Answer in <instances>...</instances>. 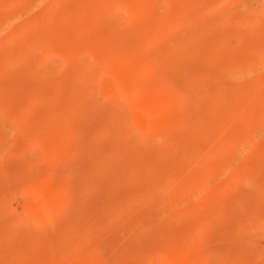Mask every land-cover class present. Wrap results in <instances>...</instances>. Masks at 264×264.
I'll list each match as a JSON object with an SVG mask.
<instances>
[{"label": "rangeland", "instance_id": "1", "mask_svg": "<svg viewBox=\"0 0 264 264\" xmlns=\"http://www.w3.org/2000/svg\"><path fill=\"white\" fill-rule=\"evenodd\" d=\"M98 1L0 0V264H264V0H225L218 19L202 22L192 20L203 0L202 8L200 0H106L96 8ZM164 11L173 27L147 26ZM240 20L247 27L233 36ZM149 51L156 56L142 58ZM251 59H259L253 70L228 76L229 102L216 103L209 71ZM165 68L177 75L164 83ZM227 105L234 113L226 120ZM229 141L228 150L205 151Z\"/></svg>", "mask_w": 264, "mask_h": 264}, {"label": "bare ground", "instance_id": "2", "mask_svg": "<svg viewBox=\"0 0 264 264\" xmlns=\"http://www.w3.org/2000/svg\"><path fill=\"white\" fill-rule=\"evenodd\" d=\"M88 1H89V0H88ZM130 1H131V0H130ZM139 1H140V0H139ZM139 1H137V4H139V3H138ZM203 1L206 2L205 7H204V3L200 0V2H201V8H202V5H203L204 8H203V9H199V10H200L199 15L196 16L193 20L191 19L192 22H196V20L199 21V19H196V18H200V19H201L200 21L202 22V21H204V20L207 19V18H210V17H212V16H215V14L218 15L217 13H219V12H218L217 10L220 9V6H221L222 4H224V2H225V0H203ZM83 2H84V1H83ZM106 2H107L106 0H105V2H103L102 0L98 1V2L95 4V5L98 4V6H96V8H103V7H102V6H103V3H106ZM128 2H129V1H128ZM135 2H136V1H134L133 3H135ZM149 2H150V1H149ZM192 3H193V2H192ZM202 3H203V4H202ZM263 3H264V2H263ZM141 4H142V3H141ZM194 4H195V3H194ZM47 5H48V4H47ZM84 5H85V4H84ZM116 5H117V4H116ZM183 5H184V4H183ZM183 5H182V6H183ZM112 6H113V5H112ZM114 6H115V5H114ZM125 6H126V5H125ZM135 6H136V5H135ZM141 6H143V5H141ZM141 6H140V7H141ZM199 6H200V4H199ZM222 6H223V5H222ZM62 7H63V6H62ZM107 7H108V6H107ZM107 7H106V8H107ZM190 7H191V6H190ZM193 7H194V6H193ZM63 8H64V7H63ZM82 8H83V7H82ZM88 9H89V8H88ZM104 9H105V8H104ZM134 9H136V8L134 7ZM26 10H27V9H26ZM64 10H65V9H64ZM105 10H106V9H105ZM105 10H99V9H98V11H96V12H100V11H101L100 13H103L102 11H105ZM107 10H108V9H107ZM110 10H111V9H110ZM142 10H143V9H142ZM220 10H221V9H220ZM220 10H219V11H220ZM222 10H223V9H222ZM88 11H89V10H88ZM154 11H156V10H154ZM38 12H39V11H38ZM105 12H106V11H105ZM135 12H137V11H135ZM164 12H165V11H164ZM108 13H109V12H108ZM141 13H142V12H141ZM153 13H155V12H153ZM156 13H157V12H156ZM184 13H185V12H184ZM263 13H264V12H263ZM103 14L105 15V14H107V13H103ZM142 14H143V13H142ZM151 14H152V13H151ZM221 14H222V12H221ZM223 14H224V13H223ZM146 15H147V14H146ZM148 15H149V14H148ZM148 15H147V16H148ZM154 15H155V14H154ZM154 15H153V16H154ZM219 15H220V14H219ZM219 15H218V16H219ZM259 15H260V14H259ZM263 15H264V14H263ZM3 16H4V15H3ZM97 16H98V15H97ZM153 16L151 15V17H153ZM155 16H156V15H155ZM142 17H143V16H142ZM148 17H149V16H148ZM159 17H160V18H159ZM159 17L156 16L155 20H153V19L151 18L152 21L149 20V21H151V22L148 21L149 24H148V25L146 24V25H147V26L154 25L153 30H156L158 27H159V29H160V27H161V28H165V27H167V26H170V27L172 26V27H173V26L176 24L174 21H172L173 18H172V20H171L170 14L168 15L166 12H165V13H162ZM221 17H223V18L226 19V16L224 17V16L222 15ZM229 17H230V16H229ZM245 17H246V16H245ZM2 18H3V17L0 16V20H3ZM5 18H6V15H5ZM29 18H30V17H29ZM130 18H131V17H130ZM184 18H185V17H184ZM215 18H217V17L215 16ZM219 18H220V17H219ZM93 19H94V18H93ZM139 19H141V17H140ZM149 19H150V17H149ZM217 19H218V18H217ZM217 19H216V20H217ZM227 19H228V18H227ZM45 20H46V17H45ZM45 20L41 22V25H44V24L46 25V21H45ZM137 20H138V19H137ZM141 20H142V19H141ZM144 20H145V19H144ZM175 20H176V19H175ZM177 20H178V19H177ZM210 20H211V19H210ZM214 20H215V19H214ZM216 20H215V21H216ZM223 20H224V19H223ZM22 21H23V20H22ZM47 21H49V18H48ZM128 21H129V20H128ZM131 21H132V20H131ZM220 21H222V18H221ZM240 21H242V20H240ZM18 22H19V21H18ZM28 22H31V21L29 20ZM143 22H144V21H143ZM218 22H219V20H218ZM222 22H223V21H222ZM224 22H225V21H224ZM0 23H1V21H0ZM38 23H40V22L38 21ZM49 23H50V22H49ZM104 23H105V22H104ZM180 23H181V22H180ZM189 23H190V22H189ZM214 23H215V22H214ZM219 23H220V22H219ZM234 23H235V24L237 23V24H236V26H235V25H232V26H235V27H234L235 31L233 30V31H234V34L232 33L233 36L237 35V34H235V33L237 32L236 30H238V29H242V28H244V27H247L246 22L243 23V21H242V23H238V21H237V22H234ZM23 24H24V23H23ZM28 24H29V23H28ZM52 24H53V23H52ZM125 24H127V23L125 22ZM125 24H124V25H125ZM144 24H145V23H144ZM192 24H193V23H192ZM203 24H204V23H203ZM215 24H216V23H215ZM4 25H5V24H4ZM25 25H26V24H25ZM250 25H251V24H250ZM252 25H253V24H252ZM23 26H24V25H23ZM23 26H22V28H23ZM155 26L157 27L156 29H154ZM194 26L196 27V24H195ZM217 26H218V25H217ZM30 27H31V26H30ZM37 27H38V26H37ZM49 27H50V26H48V28H49ZM51 27H52V26H51ZM53 27L55 28V26H53ZM215 27H216V26H215ZM215 27H214V28H215ZM257 27H258V26H257ZM261 27H262V26H261ZM177 28H178V27H177ZM192 28H193V27H192ZM196 28H197V27H196ZM217 28H218V27H217ZM150 29H151V28H150ZM222 29H223V28H222ZM246 29H247V28H246ZM260 29H261V28H260ZM24 30H25V29H24ZM145 30H146V29H145ZM147 30H149V28H147ZM160 30H161V29H160ZM225 30H226V29H225ZM247 30H248V29H247ZM21 31H22V30H21ZM149 31H151V30H149ZM156 31H159V30H156ZM156 31H155V32H156ZM175 31H180V30L177 29V30H175ZM175 31H174V32H175ZM19 32H20V31H19ZM153 32H154V31H152V33H153ZM190 32H191V31H190ZM25 33H27V32H25ZM61 33H62V32H61ZM141 33H143V32H141ZM144 33H145V32H144ZM149 33H150V32H149ZM192 33H193V32H192ZM230 33H231V31H229V33L227 32L226 35H230ZM262 33H263V32H262ZM22 34H24L23 31H22ZM27 34H28V33H27ZM249 34H250V33H249ZM28 35H29V34H28ZM57 35H58V33H57ZM61 35H62V34H61ZM119 35H120V34H119ZM122 35H123V34H122ZM150 35H151V34H150ZM154 35H155V33L153 34V36H152V35L150 36L151 38L153 37L151 40L154 39ZM165 35H166V34H165ZM174 35H175V34H174ZM179 35H180V34H179ZM18 36H19V35H18ZM23 36H24V35L21 36L22 39H24ZM36 36L38 37L37 34H36ZM43 36H44V34H43ZM111 36H112V35H111ZM157 36H158V33H157ZM175 36H177V35H175ZM10 37H11V36H10ZM13 37H14V35H13ZM25 37H26V36H25ZM28 37H29V36H28ZM30 37H31V36H30ZM40 37H41V36H40ZM115 37H116V36H115ZM117 37H118V36H117ZM160 37H161V35H160ZM216 37H217V36H216ZM19 38H20V37H18V40H19ZM34 38H35V36H34ZM34 38H33V39H34ZM44 38H45V37H44ZM112 38H113V37H112ZM148 38H149V37H148ZM156 38H157V37H156ZM158 38H159V37H158ZM163 38H164V37H163ZM235 38H236V37H235ZM28 39L30 40V38H28ZM37 39H38V38H37ZM94 39H95V38H94ZM170 39H171V38H170ZM219 39H220V38H219ZM0 40H1V39H0ZM5 40L7 41V39H5ZM20 40H21V38H20ZM35 40H36V39H34V41H35ZM44 40H45V39H44ZM65 40H66V39H65ZM112 40H113V39H112ZM114 40H115V39H114ZM114 40H113V41H114ZM132 40H133V39H132ZM151 40H150V41H151ZM155 40H156V39H155ZM172 40H174V38H173ZM177 40L180 41V39H177ZM196 40H197V39H196ZM207 40H208V39H207ZM3 41H4V40H3ZM23 41H24V40H23ZM37 41H38V43L41 44V42H39V40H36V42H37ZM108 41H109V40H108ZM108 41H107V42H108ZM140 41H142V40H140ZM169 41H170V40H169ZM219 41H220V40H219ZM17 42H18V41H17ZM25 42H26V40H25ZM43 42H45V41H43ZM43 42H42V43H43ZM115 42H116V40H115ZM118 42H119V41H118ZM129 42H130V41H129ZM138 42H139V41H138ZM152 42H153V41H152ZM154 42H156V41H154ZM189 42H190V41H189ZM199 42H200V41H199ZM220 42H222V41H220ZM22 43H23V42H22ZM33 43H34V42H33ZM68 43H69V42H68ZM68 43H67V44H68ZM141 43H142V42H141ZM257 43H258V42H257ZM257 43H256V44H257ZM25 44H26V43H25ZM34 44H35V43H34ZM36 44H37V43H36ZM36 44H35V45H36ZM61 44H62V43H61ZM92 44H93V43H92ZM108 44H109V43H108ZM119 44H120V46H121L122 44H125V43H124V42H123V43L119 42ZM119 44H118V47H120ZM146 44H147V43H146ZM192 44H193V43H192ZM4 45H5V43H4ZM21 45H22V44H21ZM35 45H34V46H35ZM105 45H106V44H104V46H105ZM109 45H110V44H109ZM128 45H129V44H128ZM134 45H135V44H134ZM164 45H166V44H164ZM26 46H27V47H28V46L31 47L29 44H27ZM26 46H25V47H26ZM36 46H37V45H36ZM36 46H35V47H36ZM38 46H39V45H38ZM58 46H59V45H58ZM122 46L124 47L125 45H122ZM137 46H138V45H137ZM176 46H177V45H176ZM207 46H208V45H207ZM218 46H219V45H218ZM220 46H221V44H220ZM229 46H230V45H229ZM2 47H4V46H2ZM25 47H22V50H24ZM29 47H28V49H29ZM43 47H44V43H43ZM81 47H82V46H81ZM159 47H160V46H159ZM163 47H164V46H163ZM216 47H217V46H216ZM254 47H256V46H254ZM23 48H24V49H23ZM89 48H90V47H89ZM129 48H130V47H129ZM3 49H4V48H3ZM28 49L26 50V51H27V52H26L27 54H28V51H29V50L31 51V49H29V50H28ZM48 49H49V48H48ZM124 49H125V48H124ZM168 49H170V48H168ZM175 49H176V48H175ZM199 49H201V48H199ZM212 49H213V48H212ZM214 49H215V47H214ZM255 49H256V48H255ZM36 50H37V49H36ZM52 50L54 51V49H52ZM63 50H64V49H63ZM115 50H116V49H115ZM160 50H161V49H160ZM182 50H184V49H182ZM227 50H229V49H227ZM256 50H257V49H256ZM17 51H18V50H17ZM30 51H29V52H30ZM42 51H44V50H42ZM110 51H112V50H110ZM117 51H118V50H117ZM141 51H142V50H141ZM144 51H145V50H144ZM175 51H176V50H175ZM177 51H178V50H177ZM186 51H187V50H186ZM222 51H223V50H222ZM222 51H221V52H222ZM225 51H226V50H225ZM225 51H224V52H225ZM248 51H249V50H248ZM9 52H10V50H9ZM9 52H8V54H7L8 56H9ZM23 52H24V51H23ZM23 52H22V53H23ZM45 52H47V51H45ZM157 52H159V51H157ZM187 52H188V51H187ZM208 52H209V51H208ZM217 52H218V51H217ZM253 52H254V54L256 53L255 51H253ZM4 53H5V51H4ZM6 53H7V52H6ZM22 53H21V54H22ZM58 53H59V52H58ZM151 53H152V52H150V51H149L147 54L144 53V54H143L144 56H143L142 58H144V59H145V58H146V59H149L150 57H155V56H156V55H155V56H151V55H152ZM166 53H168V52L166 51ZM170 53H171V52H170ZM170 53L167 54L169 57H170ZM177 53H178V52H176V54H177ZM248 53H249V52H248ZM24 54H25V53H24ZM27 54H26V55H27ZM39 54H40V53H39ZM100 54H101V53H100ZM103 54H104V53H103ZM109 54H110V53H109ZM141 54H142V53H141ZM164 54H165V53H164ZM182 54H183V53H182ZM214 54H216L215 50H214ZM221 54H222V53H221ZM250 54H251V52H250ZM10 55H13L12 52L10 53ZM16 55L18 56V55H20V54L17 53ZM110 55H111V54H110ZM131 55H132V54H131ZM153 55H154V54H153ZM159 55H160V54H159ZM161 55H162V54H161ZM183 55H184V54H183ZM199 55H200V54H199ZM228 55H229V54H228ZM246 55H247V54H246ZM40 56H41V55H40ZM103 56H104V55H103ZM163 56H166V54L163 55ZM175 56H176V55H175ZM258 56H259V59H260V60H263V61H264V53H260V55L258 54ZM1 57H2V56H1ZM1 57H0V58H1ZM9 57H10V56H9ZM22 57H23V56H22ZM22 57H21V59H22ZM169 57H168V58H169ZM246 57H247V56H246ZM252 57H253V56H252ZM7 58H8V57H7ZM7 58H6V59H7ZM11 58H12V57H11ZM18 58H20V57H18ZM107 58H108V57H107ZM159 58H161V57H159ZM164 58H165V57H164ZM181 58H182V57H181ZM222 58H223V57H222ZM229 58H230V56H229ZM229 58H228V59H229ZM257 58H258V57H257ZM1 59H4V58H1ZM99 59H100V58H99ZM111 59H112V58H111ZM146 59H145V60H146ZM162 59H163V58H162ZM228 59H227V60H228ZM259 59H258V60H259ZM7 60H8V59H7ZM7 60H6V61H7ZM101 60H102V59H101ZM104 60H105V59H104ZM159 60H161V59H159ZM159 60H158V61H159ZM168 60H170V59H168ZM208 60H209V59H208ZM223 60H225V59H223ZM227 60H226V61H227ZM258 60H256V59H251L248 63H246V64H243V63H242V64L239 65L237 68H236L237 65L235 66L234 64L229 63V64H227V65H223V66H221V67H217V69L214 68V71H213V70L209 71V72L212 74V77H214V79H213V80H215L214 82H215V83L218 82L217 84H218V86H219V89L217 88L218 90L216 91L215 102H216V103H224V101H225V104H226V102H229V100H227V99H228V98H227V96H228V95H227L228 92H227V90L224 89V88H225V87H224V86H225L224 84H225V82H228V81H227V78H228V76L231 74V72H233V71H238L237 69L242 70V68H244V67H245V70H248V71H249V70H253V69L255 68V66H257V65L259 64V61H258ZM2 61H3V60L0 61V72H1V73H2V71H1V69H2V64H1V63H3ZM16 61H17V60H16ZM106 61H108V60H106ZM163 61H164V60H163ZM226 61H225V62H226ZM10 62H12V61L9 60L8 63L10 64ZM103 62H104V61H103ZM108 62H109V61H108ZM161 62H162V61H161ZM227 62H228V61H227ZM230 62H231V61H230ZM104 63H105V62H104ZM104 63H103V64H104ZM136 63H137V62H136ZM163 63H164V62H163ZM211 63H212V62H211ZM244 63H245V62H244ZM117 64H119V61H118ZM134 64H135V63H134ZM142 64H143V63H142ZM166 64H167V63H166ZM176 64H177V63H176ZM220 64H221V63H220ZM113 65H114V62H113ZM156 65H157V64H156ZM161 65H163V64H161ZM8 66H9V65H8ZM110 66H111V65H110ZM119 66H120V65H119ZM133 66H135L136 69L138 68L136 65H133ZM139 66H140V65H139ZM149 66H150V65H149ZM165 66H166V65H165ZM176 66H177V65H176ZM3 67H4V66H3ZM111 67H112V66H111ZM111 67H110V68H111ZM113 67H117V66L114 65ZM150 67H151V66H150ZM168 67H169V65H168ZM168 67H167V68H168ZM177 67H178V66H177ZM191 67H192V66H191ZM4 68H5V67H4ZM4 68H3V70H4ZM8 68H9V67H8ZM110 68H109V69H110ZM167 68H165V73L160 74V75L164 76V77H161V76H160V77H161V81H164V83L166 82V80H171V81H172L173 79H171V77L177 75V73H176V74H175L174 72L172 73L171 70H167V73H166V69H167ZM170 68H171V67H170ZM205 68L207 69V67H205ZM210 68H211V67H210ZM151 69H152V68H151ZM110 70H111V69H110ZM112 70H113V68H112ZM114 70H116V68H114ZM123 70H124V69H123ZM123 70H121L120 72L122 73ZM128 70H129V69H128ZM133 70H134V69H133ZM133 70H132V71H133ZM118 71H119V70H118ZM161 71H162V70H161ZM203 71H204V70H203ZM206 71H208V70H206ZM206 71H205V72H206ZM40 72H41V71H40ZM111 72H112V71H111ZM144 72H145V71H144ZM176 72H177V71H176ZM185 72H186V71H185ZM200 72H201V71H200ZM124 73H125V75H123L124 77L128 75V74L126 75L127 72L124 71ZM128 73H129V72H128ZM210 73H209V74H210ZM119 74H120V73H119ZM130 74H131V73H130ZM196 74H197V73H196ZM207 74H208V73H207ZM211 74H210V75H211ZM121 75H122V74H121ZM186 75H188V74H186ZM197 75H198V74H197ZM210 75H209V76H210ZM92 76H93V75H92ZM117 76H118V75H117ZM128 76H129V75H128ZM128 76H127V77H128ZM204 76H205V74H204ZM209 76H208V77H209ZM115 77H116V76H115ZM127 77H125V78L127 79ZM129 77H130V76H129ZM132 77H134V76H132ZM172 78H173V77H172ZM175 78H176V77H175ZM192 78H193V77H192ZM192 78H191V79H192ZM210 78H211V76H210ZM256 78H257V77H256ZM118 79H119V78H117V80H118ZM186 79H187V78H186ZM188 79H189V78H188ZM120 80H121V82H122V79H120ZM133 80H134V79H133ZM177 80H178V81H182V80H180V79H177ZM12 81H13V80H12ZM125 81H126V80H125ZM128 81H129V79H128ZM171 81H170V82H171ZM175 81H176V80H175ZM118 82H120V81L118 80ZM129 82H130V81H129ZM133 82H134V81H133ZM137 82H138V81H137ZM155 82H156V81H155ZM173 82H174V81H173ZM188 82H189V81H188ZM193 82H194V81H193ZM8 83H9V82H8ZM50 83H51V82H50ZM116 83H117V82H116ZM144 83H145V82H144ZM159 83H160L159 85L161 86V85H162V82H159ZM184 83H185V81H183V84H184ZM9 84H10V83H9ZM120 84H121V85L118 84V86H119V87H120V86L123 87V85H122L123 82L120 83ZM128 84H129V83H128ZM131 84H132V83H131ZM171 84H172V83H171ZM201 84H202V82H201ZM136 85H137V84H136ZM136 85H135V86H136ZM211 85H212V84H211ZM239 85H240V84H239ZM261 85H262V84H261ZM37 86H38V85H37ZM42 86H43V85H42ZM241 86H242V85H241ZM45 87H46V86H45ZM122 87H120V88L122 89ZM148 87H149V86H148ZM150 87H151V86H150ZM178 87H179V86H178ZM33 88H34V87H33ZM36 88H37V87H36ZM36 88H35V89H36ZM87 88H88V87H87ZM117 88H118V87H117ZM124 88H125V87H124ZM167 88H168V87H167ZM170 88H171V87H170ZM205 88H206V87H205ZM248 88H249V87H248ZM30 89H31V88H30ZM145 89H146V88H145ZM172 89H173V87H172ZM181 89H182V88H181ZM202 89H203V88H202ZM227 89H228V88H227ZM261 89H262V87H261ZM1 90H2V88H1ZM33 90H34V89H33ZM44 90H45V89H44ZM126 90H129V89H126ZM147 90H148V89H147ZM160 90H161V89H160ZM168 90H169V89H168ZM77 91H79V89H78ZM117 91H123V90H120V89H119V90H117ZM151 91H152V90H151ZM165 91H166V89H165ZM169 91H170V90H169ZM183 91L185 92V88L183 89ZM183 91H182V92H183ZM249 91H251V90H249ZM261 91H262V90H261ZM13 92H14V91H13ZM34 92H36V91H34ZM39 92H40V90H39ZM46 92H47V91H46ZM133 92H134V91H133ZM252 92H253V91H252ZM37 93H38V92H37ZM128 93H129V92H128ZM161 93H162V92H161ZM172 93H174V94H173V96H174V97H173V101H177V103H181V104H183L182 102H183V100H184L185 98L182 99V93H181V91L179 92V90L176 91V89H174V90H172ZM207 93H208V92H207ZM257 93H258V91H257ZM257 93H256V95H257ZM262 93H263V92H262ZM43 94H44V93H43ZM231 94H232V93H231ZM50 95H51V94H50ZM50 95H48V96H50ZM60 95H61V94H60ZM130 95H132V94L130 93ZM169 95H170V94H169ZM234 95H235V94H234ZM247 95H248V94H247ZM262 95H263V94H262ZM262 95H259V96H262ZM39 96H40V95H39ZM69 96H70V95H69ZM160 96H162V95H160ZM171 96H172V94L169 96L170 99H171ZM229 96H230V95H229ZM169 97L167 96L168 99H169ZM232 97H233V95H232ZM263 97H264V96H263ZM263 97H262V99H263ZM35 98H36V97H35ZM46 98H47V97H46ZM71 98H72V97H71ZM76 98H77V97H76ZM79 98H80V97H79ZM79 98H78V99H79ZM256 98L258 99V97H256ZM58 99H59V98H58ZM163 99L165 100V98H163ZM247 99H248V98H247ZM257 99H256V100H257ZM259 99H260V98H259ZM262 99H261V100H262ZM69 100H70V99H69ZM71 100H72V99H71ZM73 100H74V99H73ZM152 100H153V99H152ZM165 101H166V100H165ZM168 101H169V100H168ZM168 101H167V102H168ZM170 101H172V100H170ZM230 101H231V100H230ZM252 101H253V100H252ZM252 101H251V102H252ZM257 101H258V100H257ZM263 101H264V100H263ZM84 102H85V101H84ZM249 102H250V101H249ZM261 102H262V101H261ZM261 102H260V103H261ZM163 103H164V102H163ZM163 103H162V104H163ZM175 103H176V102H175ZM70 104L72 105V102H70ZM70 104L68 103V105H70ZM225 104H224V106L226 107ZM228 104H229V103H228ZM247 104H248V103H247ZM258 104H259V103H258ZM261 104H262V103H261ZM261 104H259V105L261 106ZM71 105H70V106H71ZM184 105H185V104H184ZM244 105H245V103H244ZM70 106H69V107H70ZM85 106H86V105H85ZM161 106H163V105H161ZM174 106H175V105H174ZM185 106H186V105H185ZM229 106H230V105H227V108H229ZM231 106H232V105H231ZM231 106H230V107H231ZM262 106L264 107V105H262ZM55 107H56V106H55ZM71 107H72V106H71ZM232 107H233V106H232ZM244 107H245V106H244ZM249 107H250V106H249ZM263 107H262V110H264ZM65 108H66V106H65ZM74 108H75V107H74ZM160 108H161V107H160ZM252 108H253V107H252ZM232 109H233V108H232ZM232 109H231V111H232ZM234 109H236V108L234 107ZM45 110H46V109H45ZM70 110H71V109H70ZM244 110H245V109H244ZM49 111H50V110H49ZM74 111H76V110H74ZM168 111H169V110H168ZM220 111H221V110H220ZM223 111H225L223 116H224V118H225L226 120L229 119V118L231 117L232 113H234L233 111H232V113H231L230 108L227 109V110H226V109H225V110L223 109ZM234 111H236V110H234ZM245 111H246V110H245ZM256 111H257V110H256ZM65 112H67L66 114H68V110H66ZM69 112H72V111H69ZM89 112H90V111H89ZM116 112H117V111H116ZM177 112H178V111H177ZM263 112H264V111H263ZM50 113H51V112H50ZM219 113H220V112H219ZM219 113H217V115H218ZM257 113H258V111H257ZM259 113H260V112H259ZM46 114H47V113H46ZM240 114H241V113H240ZM260 114H261V113H260ZM49 115H50V114H49ZM168 115H169V114H168ZM168 115H167V116H168ZM180 115H181V114H180ZM201 115H202V114H201ZM213 115H215V114H213ZM213 115H212V116H213ZM164 116H165V115H164ZM169 116H170V115H169ZM234 116H235V115H234ZM43 117H45V116H43ZM43 117H42V120H43ZM181 117H182V116H181ZM262 117H263V116H262ZM174 118H175V117H174ZM204 118H205V116H204ZM211 118H212V117H211ZM215 118H216V117H214V119H215ZM219 118H220V117H219ZM259 118L261 119V117H259ZM38 119H39V118H38ZM51 119H52V118H51ZM182 119H183V118H182ZM186 119H187V118H186ZM205 119H206V118H205ZM233 119H234V117H233ZM233 119H232V121H233ZM53 120H54V119H53ZM83 120H84V119H83ZM167 120H168V119H167ZM175 120H177V119H175ZM194 120H197V119H194ZM209 120H210V119H208V121H209ZM216 120H217V118H216ZM216 120H215V121H216ZM221 120H222V119H221ZM230 120H231V119H230ZM255 120H256V119H255ZM197 121H200V120H197ZM232 121H231V122H232ZM205 122H206V121H205ZM212 122H213V121H212ZM219 122H220V121H219ZM228 122H229V120H228ZM225 123H227V121H226ZM251 123H252V122H251ZM262 123H263V122H262ZM197 124H198V123H197ZM210 124H211V123H210ZM214 124H215V123H214ZM227 124H228V123H227ZM254 124H255V123H254ZM33 125H34V124H33ZM56 125H57V124H56ZM56 125H55V126H56ZM95 125H96V124H95ZM188 125H189V124H188ZM193 125H194V124H193ZM259 125H260V123H259ZM262 125H264V124H262ZM262 125H261V126H262ZM69 126H70V125H69ZM85 126H86V125H85ZM85 126H84V127H85ZM191 126H192V125H191ZM200 126H202V125H200ZM200 126H199V127H200ZM212 126H214V125H212ZM216 126H217V125H216ZM224 126H225V124H224ZM246 126H247V125H246ZM253 126H254V125H253ZM51 127H52V126H51ZM187 127H188V126H187ZM208 127H210V126H208ZM231 127H232V126H231ZM233 127H234V126H233ZM251 127H252V126H251ZM201 128H203V127H201ZM246 128H248V127H246ZM61 129H63V128H61ZM120 129H121V128H120ZM198 129H199V128H198ZM217 129H218V128H216V130H217ZM225 129H228V127L226 126ZM249 129H251V128L249 127ZM47 130H48V129H47ZM63 130H64V129H63ZM85 130H86V129H85ZM229 130H230V129H229ZM231 130H232V129H231ZM231 130H230V131H231ZM118 131H120V130H118ZM118 131H116V132H118ZM159 131H160V130H159ZM185 131H186V130H185ZM234 131H237V130H234ZM234 131H233V133H234ZM249 131H250V130H248L247 132H249ZM255 131H256V130H255ZM59 132H60V131H59ZM83 132H84V131H83ZM157 132H158V131H157ZM192 132H193V131H192ZM222 132L225 133L224 131H222ZM222 132H220V133H222ZM227 132H228V131H227ZM227 132H226V133H227ZM239 132H240V131H239ZM251 132H252V131H251ZM256 132H257V131H256ZM61 133H62V132H61ZM81 133H82V132H81ZM118 133H119V132H118ZM163 133H165V132H163ZM216 133H217V132H216ZM220 133H219V134H220ZM229 133H230V132H228V134H229ZM67 134H68V133H67ZM114 134H115V133H114ZM116 134H117V133H116ZM122 134H123V132H122L120 135H122ZM169 134H170V133H169ZM176 134H177V133H176ZM184 134H185V133H184ZM217 134H218V133H217ZM217 134H216V135H217ZM230 134H231V133H230ZM255 134H258V133H255ZM161 135H162V134H161ZM161 135H160V132H159V136H161ZM235 135H237V134H235ZM235 135H234V136H235ZM58 136H59V135H58ZM118 136H119V134H118ZM123 136H126V135L124 134ZM123 136H121V138H122ZM219 136H220V135H219ZM226 136H229V135H226ZM226 136H225V137H226ZM239 136H242V135L239 134ZM25 137H26V136H25ZM119 137H120V136H119ZM229 137H231V135H230ZM248 137H249V136H248ZM117 138H118V137H117ZM117 138H116V139H117ZM153 138H154V137H153ZM211 138H212V136H211ZM249 138H250V137H249ZM123 139H124V137H123ZM163 139H164V140H165V139L167 140V138H163ZM208 139H209V138H207V140H208ZM216 139H217V137H216ZM219 139H220V138H219ZM226 139H228V138L226 137ZM234 139H235V138H234ZM246 139H247V137H246ZM125 140H126V139H125ZM154 140H155V139H154ZM157 140H158V139H157ZM205 140H206V139H205ZM211 140H212V139H211ZM241 140H242V139H241ZM127 141H128V139H127ZM200 141H201V140H200ZM203 141H204V140H203ZM214 141H215V140H214ZM218 141H220V140H218ZM230 141H231V140H230ZM230 141L227 142V144L223 143L222 145H218V143H217L218 146L215 147L213 151H212V149L210 150V149H208V148H207V150H205V151H207V153H211V154H213V152H215V154H216L217 152H219V151L222 150V149H227V148L230 147V146H231V148H232V147L234 146V144H230ZM243 141H244V140H243ZM249 141H250V140H249ZM249 141H247V142L249 143ZM52 142H53V141H52ZM136 142H137V141H136ZM170 142H171V141H170ZM236 142H238V141L236 140ZM236 142H235V143H236ZM240 142H241V141H240ZM244 142H245V141H244ZM123 143H125V142H123ZM202 143H203V142H202ZM202 143H201V144H202ZM204 143H205V142H204ZM238 143H239V142H238ZM25 144H26V143H25ZM168 144H169V143H168ZM208 144H209V141H208ZM219 144H220V142H219ZM243 144H245V143H242V145H243ZM4 145H5V144H4ZM120 145H121V144H120ZM122 145H123V144H122ZM125 145H126V144H125ZM169 145H170V144H169ZM203 145H204V144H203ZM238 145H241V143L238 144ZM246 145H248V144H246ZM11 146H12V145H11ZM25 146H26V145H25ZM66 146H67V145H66ZM215 146H216V144H215ZM129 147H130V146H129ZM133 147H135V146H133ZM166 147H167V146H166ZM170 147H172V145H171ZM170 147H167V148L170 149ZM209 147H210V146H209ZM211 147H212V146H211ZM127 148H128V147H127ZM131 148H132V147H131ZM138 148H139V146H138ZM205 148H206V147H205ZM205 148H204V149H205ZM60 149H61V148H60ZM204 149H202V150L204 151ZM228 149H229V148H228ZM228 149H227V150H228ZM145 150H146V149H145ZM167 150H168V149H167ZM198 150H199V149H198ZM224 151H225V150H224ZM95 152H96V150L94 151V153H95ZM136 152H137V151H136ZM198 152H199V151H198ZM227 152H228V151H227ZM7 153H8V152H7ZM137 153H138V152H137ZM137 153H136V154H137ZM140 153H141V152H140ZM142 153H143V152H142ZM146 153H147V152H146ZM136 154H135V156H137ZM0 155H1V153H0ZM4 155H5V154H4ZM95 155H96V154H95ZM130 155H131V154H130ZM162 155H164V154H162ZM201 155H202V154H201ZM7 156H8V155H7ZM146 156H147V155H146ZM202 156L204 157V155H202ZM213 156H214V155H213ZM217 156H218V155H217ZM126 157H127V156H126ZM128 157H129V155H128ZM128 157H127V158H128ZM182 157H183V156H182ZM203 157H202V159H203ZM101 158H102V157H101ZM129 158H130V157H129ZM141 158H142V157H141ZM210 158H212V156H211ZM216 158H217V157H216ZM130 159H131V158H130ZM142 159H143V158H142ZM177 159H178V158H177ZM199 159H201V158H199ZM208 159H209V158H208ZM213 159H214V158H213ZM107 160H108V159H107ZM109 160H110V159H109ZM101 161H102V160H101ZM101 161H100V162H101ZM124 161H126V160H124ZM124 161H123V162H124ZM215 161H217V159H216ZM102 162H103V161H102ZM106 162H107V161H106ZM147 162H148V161H147ZM209 162H210V161H209ZM107 163H108V162H107ZM109 163H110V162H109ZM120 163L122 164V161H121ZM140 163H141V162H140ZM171 163H172V162H171ZM175 163H176V162H175ZM101 164H102V165H105L106 163H104V164L101 163ZM127 164H128V165H126V163H125V165L129 167L130 163L127 162ZM133 164H134V162H133ZM145 164H146V163H145ZM168 164H169V163H168ZM224 164H225V163H224ZM99 165H100V164L95 165L97 169H99V168L102 166V165H101V166H99ZM109 165H110V164H109ZM118 165H119V162H118ZM118 165H116V166L118 167ZM131 165H132V164H131ZM140 165H141V164H140ZM148 165H149V164H148ZM155 165H156V164H155ZM164 165H165V164H164ZM207 165H208V164H207ZM211 165H212V164H211ZM211 165H210V163H209V166H211ZM213 165H216V164L214 163ZM97 166H99V168H98ZM107 166H108V165H107ZM107 166H106V167H107ZM114 166H115V165H114ZM121 166H122V168L126 167V166L120 165V167H121ZM218 166H219V163H218L217 166H215V168L218 167ZM85 167H87V166H85ZM103 167L105 168V166H103ZM117 167H116V168H117ZM120 167H119V168H120ZM128 167H127V168H128ZM154 167H155V166H154ZM159 167H160V166H159ZM205 167H206V166H205ZM212 167H213V166H212ZM91 168H92V167H91ZM93 168H94V167H93ZM101 168H102V167H101ZM122 168L119 169L120 171H119L118 169H116L117 171H119L118 173L121 174V170H122ZM149 168H150V167H149ZM179 168H180V167H179ZM179 168H178V169H179ZM215 168H214V169H215ZM142 169H143V168H142ZM145 169H146V168H145ZM163 169H164V168H163ZM207 169H208V168H207ZM91 170H92V169H91ZM94 170H95V168L93 169V171H94ZM99 170H101V169H99ZM111 170H112V169H111ZM116 170H115V169L113 170V171H114V172L112 173L113 175H115L114 173L116 172ZM130 170H132V169H128V171H130ZM156 170H157V169H156ZM208 170H210V169H208ZM212 170H213V169L211 168L210 171H212ZM93 171H91V172H93ZM103 171H104V170H103ZM109 171H110V170H108V172H109ZM123 171H125V170H123ZM123 171H122V173H123ZM145 171H146V170H145ZM145 171H144V172H145ZM198 171H199V170H198ZM210 171H209V172H210ZM89 172H90V171H87V173H89ZM131 172H132V171H131ZM138 172H139V171H138ZM199 172H200V171H199ZM202 172H203V171H202ZM204 172H205V171H204ZM95 173H96V171H95ZM103 173H104V172H103ZM105 173H106V172H105ZM105 173H104V174H105ZM109 173H110V172H109ZM129 173H130V172H128V174H127V171H126V175L129 176V175H130ZM149 173H150V172H149ZM193 173H194V171H193ZM193 173H192V175H193ZM207 173H208V172H207ZM17 174H18V173H17ZM85 174H86V173H85ZM89 174H90V173H89ZM92 174H94V173H92ZM106 174H108V173H106ZM120 174H119V175H120ZM123 174H124V173H123ZM131 174L133 175V172H132ZM174 174H175V173H174ZM210 174H211V173H210ZM81 175H82V174H81ZM116 175H118V174H116ZM119 175H118V176H119ZM134 175H135V173H134ZM138 175H139V174H138ZM118 176H117V177H118ZM123 176H125V175H122V177H123ZM128 176H127V177H128ZM145 176H146V175H145ZM169 176H170V175H169ZM169 176H168V178H169ZM81 177L83 178L84 175L81 176ZM85 177H87V178L90 180V178H89L88 175L85 176ZM92 177H93V175H92ZM125 177H126V176H125ZM125 177H124V178H125ZM165 177H166V176H165ZM170 177H171V176H170ZM87 178H86V180H87ZM111 178H114V176H113V177H110V179H111ZM119 178L121 179V177H119ZM119 178H118V179H119ZM145 178H146V177H145ZM83 179H85V178H83ZM107 179H109V178H107ZM110 179H109V180H110ZM115 179H116V178H115ZM122 179H123V178H122ZM86 180H83V181H86ZM109 180H108V181H109ZM139 180H141V179H139ZM162 180H163L162 183L165 182V181H164V178H162ZM166 180H167V179H166ZM169 180H170V179H169ZM172 180H174V179L172 178ZM184 180L186 181V179H184ZM188 180H189V179H188ZM190 180H191V178H190ZM190 180H189V181H190ZM87 181H88V180H87ZM111 182L113 183V180H112ZM111 182H110V183H111ZM127 182H128V181H127ZM160 182H161V181H160ZM169 182H170V181H169ZM191 182H193V180H191ZM81 183H82V182H81ZM107 183H109V182H107ZM107 183H106V184H107ZM116 183H119V182L116 181ZM120 183L122 184V182H120ZM175 183H176V182H174V184H175ZM180 183H181V184H180V187H181V188L183 187V184H184V186H185L184 181H183V182H180ZM182 183H183V184H182ZM113 184H115V180H114V183H113ZM158 184H159V183H158ZM160 184H161V183H160ZM64 185H65V184H64ZM104 185H105V183H104ZM108 185H109V184H108ZM108 185H107V186H108ZM110 185H111V186H110ZM110 185H109L110 187L113 186L112 184H110ZM118 185H119V184H118ZM172 185H173V184H172ZM195 185H196V184H194V186H195ZM109 186H108V187H109ZM114 186L116 187L117 185H114ZM114 186H113V188H114ZM156 186H157V185L155 184V188H157L159 185H158L157 187H156ZM161 186H162V188L164 187L165 190H166V187H167V186H169V187H167V189H170L171 184H170V185H165V186H166V187H165V186H164V183H163V185H160V187H161ZM174 186H177V184H176V185H173V188H174ZM188 186H189V187H187V190H188V188H191L190 185H188ZM105 187H106V186H105ZM177 187H178V186H177ZM116 188H117V187H116ZM158 188H159V187H158ZM162 188H160V189H162ZM52 189H53V188H52ZM62 189H63V188H62ZM106 189H107V188H106ZM110 189H111V188H110ZM171 189H172V187H171ZM184 189H186V188L184 187L182 190L184 191ZM108 190H109V189H108ZM111 190H113V189H111ZM163 190H164V189H162V191H163ZM174 190H176V189H174ZM68 191H69V190H68ZM102 191H103V190H102ZM157 191H158V190H157ZM172 191H173V189H172ZM185 191H186V190H185ZM185 191H184V192H185ZM214 191H215V190H214ZM168 192H169V190H168ZM176 192H177V191H176ZM178 192H179V191H178ZM180 192H181V190H180ZM101 193H102V192H101ZM110 193H111V192H110ZM110 193H109V195H110ZM165 193H166V192H165ZM185 193H186V192H185ZM185 193H184V194H185ZM103 194H104V193H103ZM168 194L170 195V193H168ZM172 194H173V192H172ZM172 194H171V195H172ZM184 194H183V195H184ZM73 195H74V192H73ZM107 195H108V194H107ZM111 195H113V194H111ZM162 195H163V194H162ZM171 195H170V196H171ZM178 195H179V193H178ZM181 195H182V194H181ZM164 196H165V195H164ZM167 197H168V196H167ZM173 197H174V195H173ZM117 199H118V198H117ZM166 199H167V198H166ZM105 201H106V200H105ZM110 201H111V200H110ZM103 202H104V200H103ZM106 202H107V201H106ZM104 203H105V202H104ZM121 205H122V204H121ZM163 205H164V204H163ZM100 206H101V204H100ZM127 207H128V206H127ZM151 207H152V205H151ZM89 208H90V207H89ZM102 209H103V207H102ZM49 210H50V209H49ZM89 210H90V209H89ZM99 210H101V208H100ZM125 210H126V209H125ZM59 211H60V208H59ZM80 211H81V210H80ZM145 211H146V210H145ZM81 212H82V211H81ZM88 212H89V211H88ZM102 212H103V211H102ZM154 212H155V211H154ZM158 212H160V211H158ZM57 213H58V212H57ZM125 213H126V212H125ZM132 213H133V212H132ZM49 214H50V213H49ZM154 214H155V213H154ZM156 214H157V212H156ZM94 215H95V214H94ZM94 215H93V216H94ZM96 215H97V214H96ZM105 215H106V214H105ZM127 215H128V214H127ZM149 215H150V213L148 214V216H149ZM151 215H153V213H152ZM155 216L157 217V215H155ZM169 216H170V215H169ZM108 217H109V216L107 215L106 218H108ZM117 217H118V216H117ZM151 217H152V216H151ZM156 217H155V218H156ZM95 218H96V217H95ZM174 218H175V217H174ZM54 219H55V218H54ZM104 219H105V218H104ZM47 220H48V219H47ZM72 220H73V219H72ZM13 221H15V220H13ZM56 221H57V220H56ZM142 221H143V220H142ZM156 222H157V221H156ZM87 223H88V222H87ZM138 223H139V222H138ZM53 224H54V223H53ZM140 224H141V223H140ZM137 225H138V224H137ZM53 227H54V226H53ZM70 227H71V226H70ZM194 227H195V226H194ZM65 228H66V226H65ZM67 229H68V228H67ZM73 229H74V228H73ZM131 229H132V228H131ZM142 229H143V228H142ZM144 229H145V228H144ZM68 230H70V229H68ZM125 230H126V229H125ZM195 230H196V229H195ZM51 231H52V230H51ZM73 231H74V230H73ZM128 231H129V230H128ZM142 231H143V230H142ZM56 232H57V231H56ZM60 233H61V232H60ZM74 233H75V232H74ZM68 234H69V233H68ZM78 234H79V232H78ZM82 234H83V233H82ZM191 234H193V232H192ZM134 236H135V235H134ZM182 237H183V236H182ZM62 238H63V237H62ZM190 238H191V237H190ZM142 242H143V241H142ZM157 244H158V243H157ZM183 244H184V243H183ZM113 245H114V244H113ZM134 245H135V244H134ZM91 246H92V245H91ZM9 249H10V248H9ZM93 249H95V248H93ZM93 249H92V250H93ZM184 250H185V249H184ZM24 252H25V251H24ZM173 253H174V252H173ZM24 254H25V253H24ZM31 258H32V257H31ZM28 259H30V258H28ZM43 259H44V258H43ZM52 259H53V258H52ZM28 261H29V260H28ZM44 261H45V260H44ZM26 262H27V261H26ZM27 263H28V262H27ZM84 264H85V263H84Z\"/></svg>", "mask_w": 264, "mask_h": 264}]
</instances>
